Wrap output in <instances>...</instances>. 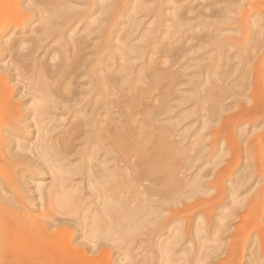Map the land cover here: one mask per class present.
<instances>
[{"label":"rangeland","instance_id":"374dc122","mask_svg":"<svg viewBox=\"0 0 264 264\" xmlns=\"http://www.w3.org/2000/svg\"><path fill=\"white\" fill-rule=\"evenodd\" d=\"M62 1L77 11L87 12L81 14V17L87 14L84 24L73 26L77 30L76 35L86 33L98 25L101 18L109 16L107 33L89 36L85 49L88 66L81 70V76L72 86L77 92L75 98L83 104L103 87L101 82L115 78L109 95L112 103L107 107L111 113L98 117L100 126L104 127L110 116L114 122H122L123 116L118 114L115 104L125 103L124 98L133 96L137 88L145 90L149 84L147 73L150 66L158 68L153 89L142 92L140 103L128 107L131 115L138 111L134 118L144 117L143 121L148 123H141V131L146 124L141 144L148 152L144 151L147 160L143 159V163L138 160L136 166L146 169L147 164L153 166L156 161H164L174 167L175 179L179 182L172 190H163L160 182L164 177L163 180L166 179V174L145 171L140 176L142 185H125L129 204L135 206L143 200L150 210L138 217L142 218L138 219L139 228H129L133 223H127L133 234L131 236L128 232L131 241L128 236L121 240L116 233L108 235L110 241L105 240V230L95 228L93 221L101 187L93 185L94 182L80 181L87 173L77 170L80 166L86 170L100 160L95 149L91 152L85 143H81L84 136L75 141L73 151L62 159L58 168L41 157L38 150L31 153L26 148L28 144L34 149L43 137L56 138L68 134L70 122L76 120L68 119L62 108L64 103L60 105L58 102L55 106L49 103L39 123L24 120L26 130L22 134L19 133L21 130H13L17 136L12 137V147L26 153L33 161V168L12 166L0 159V177L15 175L13 185H4L3 190L13 194L16 200L12 207L7 205L4 208H10L22 222L38 230V225L48 221L47 216L44 218L43 209L47 206L48 209L53 208L55 202L64 201L63 204L58 202L61 214L51 210L64 221L60 220L61 224L49 229V240L65 241L61 253L64 257L73 255L78 249L77 242L81 240H105L110 245L103 246L102 257L100 252L92 254L86 249L87 256L96 259L100 256L97 261L93 259L98 263L82 259L74 264H116V258L124 264H252L248 257L252 243L256 244L258 260L253 264H264V0ZM4 3L1 14L5 17L0 20V28L6 22L17 20L10 22L9 33L15 32L14 39L27 35L25 28L28 24H39L33 16L26 21L20 13L31 15L22 9L26 6L23 0H5ZM103 7L108 9V15L101 10ZM6 18L12 19L6 21ZM10 36L13 37L12 34ZM52 44L55 45L56 40ZM16 58V55L0 51V64L6 68L12 67L11 62ZM45 59L42 57L41 60ZM19 63L24 67L32 61L20 60ZM122 66L127 68L131 86L120 79ZM23 69L22 74L17 75L19 82L15 84L16 81L6 73V82L2 80L0 87L14 90L11 101L25 113L26 106L32 104L31 95L36 92L26 85L24 87L23 83L34 84V79L29 77L30 70ZM95 69L102 81L97 80L94 74H83ZM36 82L40 84L42 80ZM18 87L25 91L20 89L18 92ZM150 94L155 99L151 104L147 101ZM155 107L158 111L153 113ZM86 112L83 109L79 116ZM149 114L152 120L148 122ZM7 121L5 115H0L2 136ZM149 124L150 127L146 128ZM160 135L167 137L164 146L158 149L155 145L159 143ZM132 139L128 136L126 143H132ZM22 144L25 146L20 147ZM131 155V149H128V156ZM134 158L132 155L131 160ZM69 169L73 170L67 172ZM32 170L34 173L30 175ZM36 176L42 178L36 179ZM59 176L66 177L64 185H53L52 179L57 182ZM240 177L242 183L237 182ZM149 180H158L159 184ZM158 191L167 192L160 194ZM169 191L172 194H167ZM216 221L220 225L230 224L222 237L214 226ZM21 229L20 224L5 221L0 232L17 233ZM115 236L117 239L113 238ZM24 242L27 247L17 252L18 259H24L31 252L33 236H26ZM115 252L118 253L115 255ZM21 259L16 264H26Z\"/></svg>","mask_w":264,"mask_h":264},{"label":"bare ground","instance_id":"6f19581e","mask_svg":"<svg viewBox=\"0 0 264 264\" xmlns=\"http://www.w3.org/2000/svg\"><path fill=\"white\" fill-rule=\"evenodd\" d=\"M93 1L94 0H89L90 3H93ZM4 2L5 0H0V20L4 19L5 17L1 14L2 10H4L2 9V5ZM23 2H26V6H24V8L22 9H25V11H28L29 14L31 13V15H26L22 11H20V13L23 14L24 18H26V21L31 19L33 16L34 19L38 20L39 24L37 26L33 25V22L28 24V26L25 28L27 35H23L15 39L13 36L15 32L9 33L11 30L10 22H17V20L13 19L15 21H10L8 23L6 22L4 23V26L2 25V27L0 28V51L3 54L9 52L11 56L16 55L17 58L15 61L11 62L12 67L6 68L4 64H0V82L2 80H6L7 73L8 76L11 77V80L16 81V84L17 82H19V79H17V75H21L22 71L24 70L23 68L26 67L28 71L30 70L29 77L31 79H34V84L27 82L23 83V85L24 87L26 85V87L31 88L36 93H33L31 95L33 99L32 104L30 106H26L27 111L23 113L18 104H15L13 103V101H11V93L14 90L12 88L0 87V115H5V117L8 118V121L5 124V128L3 129L4 135L2 136L0 133V159H2V161L4 160L5 162H8L12 166L23 165L28 169L33 168L31 166L33 165V161H31V158L24 152L14 150V146L12 147V137L16 138L17 136L15 135L13 130H21L22 132L20 131L19 133L22 134L23 131L26 130V126L23 124L24 120H33V122L39 123V121L43 119V116L48 108L47 104L52 103L53 106H55V104H57L58 102H60V105L64 103V105H62V108L65 111V114L67 113L68 119L76 118L74 122H70L68 134L60 137L57 136L56 138H53V136L43 137L40 143L34 146V149H31L28 144L26 145V148H29V151H31V153L34 150H38V154L41 157H45L48 161H51L52 164L56 165V167L58 168L62 159H64L73 151L76 145L75 141L84 136V138L81 140V143H85L86 146L90 148L91 152L93 151V149H95L98 157L100 158L98 162L92 163V165H90L86 170H84L82 166H80V168H77L79 172L84 171L83 173H87V175L84 178H81L80 181L87 180L88 182H94L93 185H98L99 187H101L99 189V191H101V193L99 194V204L94 207L95 214L93 217V221L95 222V228L105 230L106 233L103 237L105 240H109L107 239L108 237H110L108 235L115 233L121 240H126L127 236L130 238L133 235L130 233L129 228H136L137 226L139 228L138 223H140V221L138 222V219L140 218L138 217H142V214L149 208L147 207V205H145L147 202L143 203V200L141 203L139 201L138 205L131 206L128 201L130 197L128 198L126 196L127 194L125 185H142L143 182L141 183L140 176L145 174V171H147L148 173H152L155 171L157 173L164 172L166 174H163L164 176H166L165 180H163L165 178L164 176L163 179L160 178L161 182L164 181L163 183L160 182V185H162L161 188L163 190H172L174 184L177 185L179 182V179H175L176 172L174 167L172 168L171 165L169 166L164 161L160 163H157L156 161L153 166L147 164L149 166L146 165V169L144 167H141L142 170H140V167L136 166L138 160L139 163H141L143 159L145 161L147 160L145 159V155L148 152L146 153V150H144V146H142L141 140L142 137H145L142 135V133L145 130L146 124L148 125V123L146 121H143L145 120L144 117L143 119L134 118V114L138 111L134 113L132 112V119V115L130 114L131 112L128 107L133 106L137 102L140 103V96L142 92L153 89V84L157 81V76L159 74L158 68L155 65L150 66L147 73V75L149 76V84L147 87H145V90H142V88H137L133 93V96H126L124 98L125 103L119 102L115 104L118 114L120 116H123V121L114 122L113 118L110 116L108 123L104 127H102L99 124L100 120L98 117L106 113H111L109 108L107 107H109V105L112 103V100L109 99V95L112 93L111 89L114 86L113 84L116 82L115 78H107V82L105 80L104 83L101 82V85L103 87H100L97 92L91 95L90 100L84 102L83 104L80 100L75 98V94L77 92L72 88V86L77 82V78L81 76V70L86 69L88 66L89 60L87 57H85V49L89 44V36L93 33H98L100 36L106 34L108 30L107 23L109 16L101 18L98 25H95L92 29L86 31V33L76 35L77 30L73 28V26L78 23H80L81 25L84 24V19L86 18L87 14L82 17L81 14L87 13L86 10L77 11L72 7L64 5V2L62 0H23ZM16 9L18 10V8ZM101 10H103V13L105 14H107L108 12V9L106 7L101 8ZM9 19H7L6 21H8ZM70 31H74V33L71 34ZM16 32L19 31L17 30ZM11 34L13 37L10 36ZM73 34H75L76 36H74ZM7 36H10L11 38L8 39ZM54 40H56L55 45L52 44ZM96 47H94V50L96 49ZM42 57H46V59L42 61ZM28 59H31V64L23 67L21 63H19L20 60ZM119 72L122 73L120 79H124L123 83L127 82L128 85L131 86V81L128 79L127 68L125 66H122ZM83 74L85 76L94 74L97 80L102 79L100 75H96V69L92 72L85 71L83 72ZM36 80H42V83L39 84V82H36ZM20 89L22 90V92L25 91L21 87H18L17 91L19 92ZM154 100V96L150 94L147 101L151 104ZM83 109L87 110L86 114L79 116V113ZM157 111L158 107H155L153 109V113H156ZM147 118L148 122L152 120V116L150 114L149 116H147ZM143 122H146V124L143 126L144 129L141 131V123L143 124ZM150 125L151 124H149V126L146 128H149ZM146 130L150 131L148 129ZM0 131L2 130L0 129ZM37 132H39V128H37ZM128 136L129 139L130 137L133 138V141L130 144L126 143ZM160 136L162 137H160L159 139V143L157 144L158 146L155 145V148L158 149L161 148V145L166 142L165 137H167L165 135ZM24 146L25 145L22 144V146L20 147ZM128 149H131L132 155L135 157L133 160H131L132 155L130 157L128 156ZM144 151L146 153L145 155ZM167 153L168 155H171L169 151ZM153 157L154 154L152 155V158ZM165 157L166 156H164L163 158ZM109 161H112V163H110ZM154 161L155 160H153V162ZM153 162L150 161V164ZM49 166H51V164ZM26 167L22 168L26 169ZM71 170L73 169H69L67 170V172H71ZM33 173L34 171L32 170L30 175H32ZM129 174L131 175L128 176ZM150 177L153 176L150 175ZM40 178L42 177L39 176L36 179ZM57 179V182H55L54 178L52 179L53 185H64L63 182H65L66 177L59 176L57 177ZM14 180L15 175H11L8 178L0 177V202L2 203L0 205V227L6 221L9 223H18L21 225L22 229L17 233L0 232V246L1 248L3 247V249L0 248V264H16L17 261L21 259L16 258L17 252L20 251L23 247H27L24 239L29 235L33 236L34 243L30 246L31 252L29 253V255H27L24 259H21L26 264H74L75 261H79L82 259H88V262L92 263L100 259V256H103L102 254L105 251L103 249V246L106 247V245H108L105 240L100 242H95L93 240V242H91L90 240H81L77 242L78 249L74 250L73 255H68V257H64V255L61 254L63 252V249L65 248V241L57 239H55L54 241L49 240V229L58 226L62 223V221H64L62 220L64 218L56 216V214L53 212L56 211L61 214V212L58 210L61 209L58 204L59 201L55 202L56 205L53 204V208L49 207L48 209L47 206V208L43 209V214L45 215L44 218L47 216L48 221L44 222V224L38 225V230L35 229L33 225L22 222V220L18 217V214L10 210V208H4V206L7 205L9 207H12L13 203L16 200V197L13 196V194H7V192L3 190L5 189L4 185H13ZM153 181L158 183V180ZM241 181L242 178L237 182L242 183ZM181 183H184L183 185H187L185 184V182ZM152 185H150V188ZM196 190H198V188L194 189V191ZM140 191H138V193H140ZM158 192L160 193V191ZM161 192L163 193V191ZM165 192L167 191H164L163 194H165ZM171 192L169 191V193L167 194H172ZM132 195L133 193L131 194V196ZM63 202L64 201H61L59 203L63 204ZM130 202H132V199H130ZM52 209L53 211H51ZM60 220L62 221L59 222ZM140 220H142V218ZM129 221L133 223V225L129 224L128 228L127 223H130ZM217 222L219 221H216V223L213 224L215 228H217L216 230L219 231V237H222V234H224L228 230L230 224L225 223L224 225H220ZM222 223H224V221ZM80 231H82L81 226L79 227V232ZM128 232L131 236L128 235ZM133 232L135 233V229ZM138 232L140 231L138 230ZM81 236L83 237L82 234ZM113 238H116V236ZM131 239L132 238H130V241ZM174 240L176 239L174 238ZM124 243L126 244V242ZM120 244L122 245V243ZM111 245L113 244L111 243ZM108 246L110 247V245ZM251 247L248 257L250 259V263L253 264L258 261L256 259V244L252 243ZM86 249L92 254L100 252V256H97V259L96 257H89L86 255ZM126 249L128 250V248ZM129 251L128 253H130ZM225 251L226 250H224V252ZM50 252H53V254H50ZM116 253L118 252H115V255ZM75 256L77 257V259L75 258ZM93 259H96V261H93ZM116 262V264H124L122 263L123 261L120 262V258H116Z\"/></svg>","mask_w":264,"mask_h":264}]
</instances>
